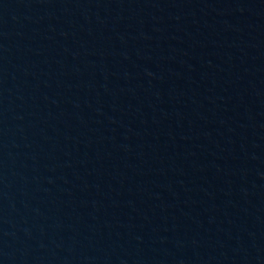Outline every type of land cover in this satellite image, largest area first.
<instances>
[{"label":"water","instance_id":"obj_1","mask_svg":"<svg viewBox=\"0 0 264 264\" xmlns=\"http://www.w3.org/2000/svg\"><path fill=\"white\" fill-rule=\"evenodd\" d=\"M0 264H264V0H0Z\"/></svg>","mask_w":264,"mask_h":264}]
</instances>
